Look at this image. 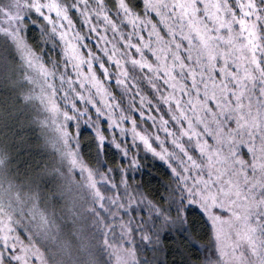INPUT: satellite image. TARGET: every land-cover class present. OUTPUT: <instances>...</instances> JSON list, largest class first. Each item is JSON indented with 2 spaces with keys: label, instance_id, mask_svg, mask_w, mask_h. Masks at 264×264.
<instances>
[{
  "label": "snow or ice",
  "instance_id": "6c2138e0",
  "mask_svg": "<svg viewBox=\"0 0 264 264\" xmlns=\"http://www.w3.org/2000/svg\"><path fill=\"white\" fill-rule=\"evenodd\" d=\"M0 264H264V0H0Z\"/></svg>",
  "mask_w": 264,
  "mask_h": 264
},
{
  "label": "trees",
  "instance_id": "16d2710c",
  "mask_svg": "<svg viewBox=\"0 0 264 264\" xmlns=\"http://www.w3.org/2000/svg\"><path fill=\"white\" fill-rule=\"evenodd\" d=\"M82 131H83L85 137H88L90 135V133L87 129H82ZM148 168L152 169L151 185L150 186L155 187L159 184V181L161 180V178H164L163 174H164V172L167 171V169L162 164H160L159 162H154V166H153V164H148ZM148 168H146L144 170L145 175H143V177H142V179L144 181H149V175L147 174Z\"/></svg>",
  "mask_w": 264,
  "mask_h": 264
}]
</instances>
